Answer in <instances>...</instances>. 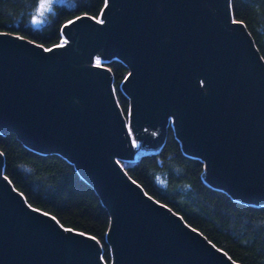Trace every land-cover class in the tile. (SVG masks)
<instances>
[{"label":"water","instance_id":"water-1","mask_svg":"<svg viewBox=\"0 0 264 264\" xmlns=\"http://www.w3.org/2000/svg\"><path fill=\"white\" fill-rule=\"evenodd\" d=\"M50 48L0 31V131L59 152L108 210L111 264H239L164 203L118 159L158 147L171 122L208 180L232 197L264 202V60L229 0H106ZM129 68L115 98L109 68ZM0 264H106L91 235L30 206L3 170Z\"/></svg>","mask_w":264,"mask_h":264},{"label":"trees","instance_id":"trees-1","mask_svg":"<svg viewBox=\"0 0 264 264\" xmlns=\"http://www.w3.org/2000/svg\"><path fill=\"white\" fill-rule=\"evenodd\" d=\"M54 3L40 27L30 23L38 0H0V31L28 38L45 48L62 41L63 27L80 15L98 19L106 0ZM232 18L241 21L264 60V0H229ZM111 72L118 106L130 117L131 101L122 89L129 68L122 60H102ZM4 175L32 207L52 215L64 228L91 235L101 257L111 264L106 234L108 210L97 192L59 152L34 149L14 132L0 131ZM143 190L179 214L215 247L239 264H264V202L232 197L208 180L205 161L187 153L171 121L162 143L143 151L134 162L122 164Z\"/></svg>","mask_w":264,"mask_h":264},{"label":"rangeland","instance_id":"rangeland-1","mask_svg":"<svg viewBox=\"0 0 264 264\" xmlns=\"http://www.w3.org/2000/svg\"><path fill=\"white\" fill-rule=\"evenodd\" d=\"M61 2H67V4H69L71 1H69V0H53V3L51 5L50 10L46 11L44 13V15L39 16L38 17V22L34 23L33 22V17L34 16H38V13H37V7H38V4H39V0H38L37 4L33 8L32 12H31V15H30V23H31V25L34 26V27H40L46 21V19L48 18V14L52 10V7H53L54 3H61ZM98 19L100 20V18H98ZM68 41H69V39L67 37L63 36L62 41L59 44H66ZM99 64H102V61H100ZM169 121H171V117L169 118ZM126 122H127V117H126ZM134 161H135V159H122V164L123 165H128V164H131Z\"/></svg>","mask_w":264,"mask_h":264},{"label":"snow or ice","instance_id":"snow-or-ice-1","mask_svg":"<svg viewBox=\"0 0 264 264\" xmlns=\"http://www.w3.org/2000/svg\"><path fill=\"white\" fill-rule=\"evenodd\" d=\"M53 3V0H39V4L37 7V13L38 16L33 17V22H38V17L44 15L46 11H49L51 8V5Z\"/></svg>","mask_w":264,"mask_h":264}]
</instances>
